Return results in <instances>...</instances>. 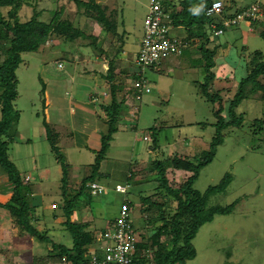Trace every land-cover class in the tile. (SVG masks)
I'll use <instances>...</instances> for the list:
<instances>
[{
	"label": "rangeland",
	"instance_id": "374dc122",
	"mask_svg": "<svg viewBox=\"0 0 264 264\" xmlns=\"http://www.w3.org/2000/svg\"><path fill=\"white\" fill-rule=\"evenodd\" d=\"M100 1L107 7V14L120 24V30L124 28L128 31L123 48L129 54L124 52L117 65L137 73L135 58L140 50L150 0ZM239 1L247 5L253 0ZM60 6H64L61 19L70 18L76 26H90L99 40L105 38V27L79 16L77 5L71 0H25L20 12L21 19L30 18L36 10L41 12L42 19L49 20ZM178 30L173 33L185 34L184 30ZM92 40L77 38L73 42H64L61 37L54 36L42 49L23 54V62L17 69L19 96L15 109L20 112V120L15 125L17 141L10 145L9 155L21 173L28 171L34 176L33 181H38L43 173L45 181L39 183L40 197L36 196L37 203H41L36 209V218L41 216L39 228L46 230L52 241L68 247L74 243L71 232L64 225L62 162L66 161L71 166L68 174L73 189L69 191L74 192V185L82 179L85 167L95 162V149L100 147L102 135L108 133L104 121L108 118L106 111L99 109L103 119L98 124L93 115L87 113V119L83 114V105L96 100L95 95L90 93L96 91L92 90V84L95 78H99L95 69L99 67L100 60L94 48L85 45ZM216 42L222 43V48L228 50L224 55V49L218 53L217 62L225 59L236 63L217 67V79L211 91L219 89L224 84L221 78L231 75L232 70L235 69L238 77L244 73L241 66L244 46L250 51L264 52V39L259 32L250 30L246 22L226 30ZM194 53L195 49H191L184 56L185 60L184 57L181 60L171 58L159 71H145L152 90L145 93L142 100L129 99L125 106L128 113L121 117L119 131L114 134L102 163V171L108 176L102 178L100 183L107 186V192L93 195L92 198L84 194L82 204L71 216L74 221L89 223V229H97L99 233L105 228V221L119 212L122 196L115 193L114 187L117 183L125 182L130 169L137 171L136 180L145 182L132 181V189L149 193L156 183L146 182L147 170L142 169L144 164L181 153L183 149L191 156L198 157L209 147L215 134L212 125L216 121L214 105L203 96L200 84L195 83V80L204 81L200 67L189 69L182 65L183 60L190 62ZM131 60L134 62L131 63ZM100 63L107 68L108 62ZM133 80L136 79L128 78L126 87L131 86ZM72 107H78L77 113H71ZM92 112L95 113L94 110ZM239 112L245 115L243 127L229 129L225 142L218 146L214 159L202 169L194 184L196 189L204 192L229 174L232 180L226 190L212 196L208 204L225 206L239 200L238 204L232 214L215 215L213 221L201 227L193 241L197 255L187 264H264V121H254L264 119V102L243 101ZM151 127L156 128L151 130ZM19 128L25 129L26 135L18 142L23 134L20 132L19 136ZM47 128L50 135L52 133L58 137V150L48 139ZM154 131L159 140L156 151L149 146ZM183 177L177 175L176 181L179 183ZM141 206V201H137L133 213L139 234L150 227L147 221L150 213H142ZM55 214L57 217H53ZM0 215L2 220H12L7 209H0ZM9 243L7 247L30 256L33 245L37 254L42 252L43 247L45 254L41 256H46L52 248L51 243H40L20 227L16 238ZM94 248L98 254H103L102 244ZM229 253H233L231 258L228 257Z\"/></svg>",
	"mask_w": 264,
	"mask_h": 264
},
{
	"label": "trees",
	"instance_id": "16d2710c",
	"mask_svg": "<svg viewBox=\"0 0 264 264\" xmlns=\"http://www.w3.org/2000/svg\"><path fill=\"white\" fill-rule=\"evenodd\" d=\"M71 1L77 5L79 16H85L105 27L106 36L103 40H99L95 36L92 27L76 26L70 18L61 19L64 6L57 8L49 20L42 19L41 12L36 10L30 18L23 20L20 12L25 0H0V176L4 181V187L1 186L0 190L10 195L9 200L0 206L10 212L21 229L31 234L40 243H51L52 248L48 254L36 256L31 264L47 263L61 260L64 257L75 264L89 262L88 254L93 250V246L99 239V234L105 231L106 227L98 233L97 229H89L91 224L74 221L71 216L82 204L84 194L90 198L94 195L88 184L94 181L100 182L102 178L108 176L102 171V163L110 148L111 141L114 139V134L119 131L118 124H120L121 117L128 113L125 106L130 98L137 99V96L142 94L141 90L133 86L126 87V80L128 78L137 80L144 78L150 85L145 76V71H159L153 67L142 71L143 68L137 64L136 58L137 73L131 72L125 66L117 65L121 55L127 51L123 47L127 40L128 31L124 28L122 31L120 30V24L114 17L111 16V18L107 14V7L102 4V1ZM157 1L169 16L167 23L171 25L170 34L175 36L181 45L180 53L174 55L173 58L181 60L191 49H195L194 58L190 59L189 63L192 68L194 66L200 67L204 75L203 82L195 80V83L200 84L201 93L206 100L214 105L213 112L216 121L212 125L215 127V134L209 147L198 154V157L191 156L190 152L183 149L181 153H174L164 159H154L149 162V165L144 164L142 169L147 170L146 182L154 181L156 183L151 192L132 189V181L144 182L143 180H136V170L130 169L125 182L121 184L128 186L126 197L131 200V210L134 212L136 202L141 201L140 211L150 213L147 219L150 227L145 233L139 234L136 256L140 257V252L148 251L151 248H154V252L152 259L145 257L141 264L150 262L152 264H187L197 255L193 241L201 227L213 221L215 215L232 214L239 201L236 200L225 206H210L208 204L212 196L226 190L232 180L229 174L219 183L209 186L204 192L196 189L194 184L202 169L214 159L218 146L225 142L229 135V129L243 127L245 115L239 112L241 103L246 100L264 102V52L261 50L250 51L245 46L243 47L245 53L241 54V66L244 72L241 77L236 76L237 72L234 69L231 75L221 78L224 84L219 86V89L211 91L212 85L217 79V67L227 63L232 65L236 63L225 59L217 62L218 53L224 49L222 53L224 55L228 50L222 48V43L216 41L226 30L240 25L227 27L225 25L227 19L248 9L253 3H259L264 9V0H253L247 5L239 0H222L224 10L219 15L208 14L214 0ZM149 6L150 4L146 16ZM213 24L218 29L223 30L222 34L215 35ZM179 28L185 31L184 35L173 33ZM250 30L259 32L264 39V20L252 21ZM54 36L61 37L64 42H73L77 38H92V42L85 43V45L94 48L93 51L101 62H108V67L105 68L99 61V67L95 69V74L98 73L97 75L104 81L106 95L110 97L109 104L105 106L108 118L104 119L108 133L102 135L100 147L95 149L94 164L85 167L82 179L76 182V185L73 184L75 186L74 192L69 191L70 188L73 189L68 174L71 166L66 161L62 162L64 170L62 177L63 210L66 217L64 225L73 236L74 244L72 247L52 241L47 231L39 228L41 216L36 218V209L40 206L36 198L39 193V182L26 181V176L21 173L9 155L10 145L17 141L15 125L20 120V112L15 109V102L19 96L17 69L23 62V54L42 49L43 46L48 45ZM166 61L169 59L163 60L161 64L164 65ZM133 62L131 60V63ZM230 92L232 93L230 94ZM256 120L264 121L262 118L254 121L256 122ZM46 124L49 125L47 122ZM155 128L151 127L150 129ZM49 131L47 128L48 139L54 146L53 148L58 150V137L52 133L50 135ZM150 142L152 144L149 146L156 151L159 148V140L155 131ZM177 175L184 176L179 183L176 181ZM105 192H107V186ZM120 195L123 200L124 195ZM122 200L120 206L123 203ZM53 217H57V215L55 214ZM232 255L233 253H229L228 257L231 258Z\"/></svg>",
	"mask_w": 264,
	"mask_h": 264
},
{
	"label": "built area",
	"instance_id": "2783aa9c",
	"mask_svg": "<svg viewBox=\"0 0 264 264\" xmlns=\"http://www.w3.org/2000/svg\"><path fill=\"white\" fill-rule=\"evenodd\" d=\"M224 10L222 0H214L208 14L219 15ZM168 14L163 11L160 3L157 0H152L149 6L148 15L144 21V35L139 55L136 57V62L142 66V71L146 68L153 67L155 70H160L163 67L161 62L173 58L181 51V45L175 36H172L171 25L168 22ZM264 20V9L259 3H253L248 9L243 10L237 15L227 19L225 25L231 27L246 22L249 28L254 20ZM215 35L222 34L223 30L218 29L213 24ZM61 65V64H59ZM136 89L142 91V94L137 96L140 100L145 93L151 92V86L148 85L146 79L133 80L131 83ZM75 108L72 107V110ZM30 179V175L26 176V180ZM92 194L102 195L106 186L98 181L88 184ZM128 186L117 183L115 192L124 195L123 203L119 208V212L114 220L110 221L106 226V230L99 234V239L93 247L96 248L102 244L103 254H98L95 248L88 254L89 262L86 264H141L145 257L152 259L154 249L140 252V257H137V242L139 241V233L134 224L133 211L131 210V200L126 197ZM42 264H75L69 261L66 257L61 260H54ZM148 264H152L151 262Z\"/></svg>",
	"mask_w": 264,
	"mask_h": 264
},
{
	"label": "crops",
	"instance_id": "0c3cea01",
	"mask_svg": "<svg viewBox=\"0 0 264 264\" xmlns=\"http://www.w3.org/2000/svg\"><path fill=\"white\" fill-rule=\"evenodd\" d=\"M182 30H183L182 28H179L178 31L183 32ZM125 52L128 53L127 51H125ZM184 60H185V58H184ZM184 60L182 61L183 62L182 65L185 64L186 65L185 67L191 69L192 67L190 66V63L186 62ZM94 77L93 78L91 77V79H94ZM94 81H95L94 84H92V90H96V91L94 92V94H92V92H91L90 95H95L94 99H96L97 101L96 100L95 101L90 100L89 103H85V105H83V107H84L83 108L84 109L83 114H85L87 119H89L88 118L89 116L87 113L93 115L95 117V119H94L95 123L98 124L100 119H103L101 116L102 114L99 112V109L101 108L102 112L106 111L105 106H107L109 104L110 97H109V95H106L107 94L106 93V86L104 85L103 79H101L99 77L98 79L95 78ZM128 84H129V80H128ZM86 106L89 107L90 109L87 108ZM87 110H89V112ZM92 110H94L95 113H93ZM77 111H78V107H76L73 111H71V113L75 114V113H77ZM93 116H91V117H93ZM20 132L23 133L21 136H20ZM23 135H26V130L21 128L19 131L20 137L18 138V142H19V140L22 139ZM41 171H42V168H41ZM28 174L31 175L30 172L26 171V174H24V175H28ZM42 174L39 175V179H38V181H36L37 183L38 182L43 183L45 181V178ZM33 179H34V176L31 175L30 181H33ZM1 186L4 187V181L2 179V176H0V187ZM39 192H40V189H39ZM37 197L38 198L40 197L39 193H38ZM9 198H10V195L7 192L0 190V204L6 203L9 200ZM41 202H42V200H41ZM38 204L40 205L41 203H38ZM0 209L4 211V209L1 206H0ZM2 219H3L2 215H0V264H31V262L34 261V258L36 256H41V255L45 254V253H43V250H44L43 247H41L40 245H37V246L39 248L40 247L42 248L41 249L42 252L37 254V250L35 252L34 245L32 244L33 245L32 246L33 252H32L31 256L22 254V252L18 251V250H12L11 247H7V245L11 244L9 242H11L12 239L16 238L19 225L15 222L13 217H12V220H10L11 218L9 220H2ZM112 219H113V217L110 218L109 220L105 221V227L109 224V222ZM14 233H15V235H14ZM17 243H19V242L17 241ZM38 247H36V249Z\"/></svg>",
	"mask_w": 264,
	"mask_h": 264
},
{
	"label": "clouds",
	"instance_id": "9594fccd",
	"mask_svg": "<svg viewBox=\"0 0 264 264\" xmlns=\"http://www.w3.org/2000/svg\"><path fill=\"white\" fill-rule=\"evenodd\" d=\"M143 96H144V95H143ZM28 175H29V174H28ZM25 176H27V175H25ZM30 179H31V175H30ZM30 179H29V180H26V177H25V180H26V181H30Z\"/></svg>",
	"mask_w": 264,
	"mask_h": 264
}]
</instances>
